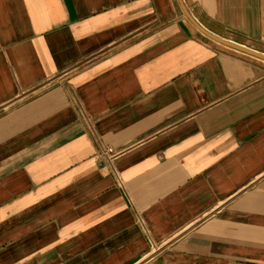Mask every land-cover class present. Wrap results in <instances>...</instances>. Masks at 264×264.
Masks as SVG:
<instances>
[{
    "label": "crops",
    "instance_id": "0c3cea01",
    "mask_svg": "<svg viewBox=\"0 0 264 264\" xmlns=\"http://www.w3.org/2000/svg\"><path fill=\"white\" fill-rule=\"evenodd\" d=\"M202 28L264 0H0V264H264V58Z\"/></svg>",
    "mask_w": 264,
    "mask_h": 264
},
{
    "label": "built area",
    "instance_id": "2783aa9c",
    "mask_svg": "<svg viewBox=\"0 0 264 264\" xmlns=\"http://www.w3.org/2000/svg\"><path fill=\"white\" fill-rule=\"evenodd\" d=\"M120 155V151L112 146H106L100 151V156L108 159L109 162H112Z\"/></svg>",
    "mask_w": 264,
    "mask_h": 264
},
{
    "label": "water",
    "instance_id": "95a60500",
    "mask_svg": "<svg viewBox=\"0 0 264 264\" xmlns=\"http://www.w3.org/2000/svg\"><path fill=\"white\" fill-rule=\"evenodd\" d=\"M202 29H203V28H202ZM203 30H204L206 33H208L205 29H203ZM208 34H210L211 36L215 37V36L212 35L211 33H208ZM215 38L218 39V40H220V41H222V42H224V43H226V44H229V45L234 46V47H237V48H241V49H243V50H245V51H248V52L253 53V54H255V55L259 56V57L264 58V54H261V53H259V52H257V51H254V50H252V49H249V48H246V47H242V46L236 45V44L231 43V42H229V41H226V40L220 39V38H218V37H215Z\"/></svg>",
    "mask_w": 264,
    "mask_h": 264
}]
</instances>
